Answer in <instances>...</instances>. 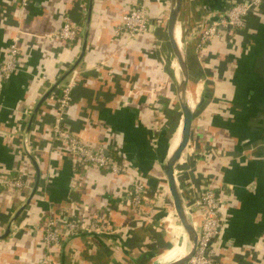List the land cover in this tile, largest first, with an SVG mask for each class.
Masks as SVG:
<instances>
[{
	"label": "crops",
	"instance_id": "0c3cea01",
	"mask_svg": "<svg viewBox=\"0 0 264 264\" xmlns=\"http://www.w3.org/2000/svg\"><path fill=\"white\" fill-rule=\"evenodd\" d=\"M231 1L246 0H182L176 27L193 119L175 178L196 229L202 220L196 200L207 182L220 194L218 263L264 264V0L248 10L241 28L221 29L199 45L200 29ZM142 2L0 0V62L19 35L17 66L0 91V264H152L181 255L185 234L161 171L172 110L179 109L165 28L170 0H144L151 32L132 39L115 33ZM65 20L79 29L73 40L55 35ZM62 84L71 87L63 127L129 173L90 164L74 169L70 150L51 134ZM179 133L180 126L170 148ZM20 174L22 187L1 184ZM132 176L148 192L137 214L127 199ZM47 215H100L110 232L63 239L47 261L41 227Z\"/></svg>",
	"mask_w": 264,
	"mask_h": 264
},
{
	"label": "built area",
	"instance_id": "2783aa9c",
	"mask_svg": "<svg viewBox=\"0 0 264 264\" xmlns=\"http://www.w3.org/2000/svg\"><path fill=\"white\" fill-rule=\"evenodd\" d=\"M28 0H22L26 4ZM263 0H246L242 2L231 1L228 7L209 26L200 29L199 45L204 47L213 37L221 35V29H239L244 24V16L251 7L258 6ZM152 30V23L149 11L144 0L142 3L130 8L122 17L121 24L116 27L115 33L125 35L132 39L140 34L149 33ZM79 32L77 26L69 20H65L59 31L55 33L57 37L73 40ZM18 40L15 36L8 46L6 58L0 62V91L4 82L15 70L18 61ZM60 95L57 98L58 113L51 125L52 137L63 142L70 150L74 169L78 170L86 164L94 165L108 170L114 174L129 173L126 164L118 162L112 154H106L103 149H94L86 145L78 136L72 134L62 125V115L71 99V87L62 84L59 87ZM7 188H20L24 184V176L18 175L16 178L5 177L1 181ZM75 183H72V187ZM147 187L136 176L131 177L130 190L127 193L128 202L133 213L137 214L143 208L144 201L147 200ZM196 203L202 210V220L197 231V246L189 264H220L216 261V239L222 229V219L220 216L221 198L212 184H206L203 191L197 197ZM50 216V215H49ZM42 223L43 243L48 250L45 260H51L49 251L56 250L63 239L81 234H107L109 227L106 219L100 215L87 217L80 215L76 218L54 219L46 216Z\"/></svg>",
	"mask_w": 264,
	"mask_h": 264
},
{
	"label": "water",
	"instance_id": "95a60500",
	"mask_svg": "<svg viewBox=\"0 0 264 264\" xmlns=\"http://www.w3.org/2000/svg\"><path fill=\"white\" fill-rule=\"evenodd\" d=\"M181 6H182V0H170L169 10L166 17V27H165L168 45L171 54L174 57L177 64L178 79L176 82V99L181 113V126H180L178 142L171 152H169L170 142L169 145H167L168 153L161 164V171L166 181V186L171 198V202L173 205L176 218L180 223L185 234L187 251L183 256L179 257L178 259L170 263H164V264H189L197 246V231L192 219L189 216L188 210L186 208L182 194L178 187V183L175 178V168L190 140L191 125L193 119L192 109L186 98L187 84L189 80L186 54H185V50L181 46V41H178L175 35L176 24L180 15ZM83 50L81 52H83ZM70 70H72V68L69 69V71ZM68 73L67 72L64 73V75H62V77H60L54 83L52 88L60 84L62 79ZM48 92L42 97V99L38 101V103L36 104L33 110V113L36 112L37 108L39 107L43 99L47 96ZM203 101H204V97L201 96L199 102L195 105V108H199L202 105ZM34 188H36V186ZM6 232L2 236H4ZM152 264H163V263L154 262Z\"/></svg>",
	"mask_w": 264,
	"mask_h": 264
},
{
	"label": "rangeland",
	"instance_id": "374dc122",
	"mask_svg": "<svg viewBox=\"0 0 264 264\" xmlns=\"http://www.w3.org/2000/svg\"><path fill=\"white\" fill-rule=\"evenodd\" d=\"M190 96L192 98V95H190ZM172 114L174 115L175 119L170 120L171 122L169 121L170 124L168 125V141L170 143H171V140H172V138L174 137V135L176 133V130L178 129L179 126H181V113H180V110L179 109L178 110H176V109L172 110ZM48 217L54 219V218L60 217V216H48ZM174 217H176V215H174ZM42 219L46 220L47 217H43ZM176 220H177V218H176Z\"/></svg>",
	"mask_w": 264,
	"mask_h": 264
},
{
	"label": "bare ground",
	"instance_id": "6f19581e",
	"mask_svg": "<svg viewBox=\"0 0 264 264\" xmlns=\"http://www.w3.org/2000/svg\"><path fill=\"white\" fill-rule=\"evenodd\" d=\"M175 35H176V38H177V40L178 41H180V39L178 38V35H177V27H176V29H175ZM178 142V141H177ZM177 144V143H176ZM175 144V145H176ZM171 145V144H170ZM175 145L173 146V147H171V148H169V152H171L173 149H174V147H175ZM183 233V232H182ZM184 242L185 243H183V250H182V253H181V255L179 256V257H181V256H183L184 254H185V252L187 251V246H186V240H184ZM172 255V254H171ZM179 257H177L176 259H178ZM176 259H174V260H176ZM174 260H172V261H174ZM172 261H168V262H157V263H170V262H172Z\"/></svg>",
	"mask_w": 264,
	"mask_h": 264
}]
</instances>
